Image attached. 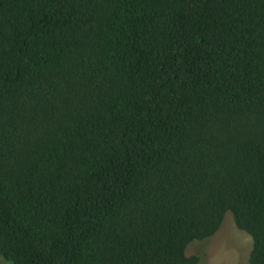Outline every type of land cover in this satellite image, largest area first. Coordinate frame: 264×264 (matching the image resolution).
Wrapping results in <instances>:
<instances>
[{
  "label": "trees",
  "instance_id": "trees-1",
  "mask_svg": "<svg viewBox=\"0 0 264 264\" xmlns=\"http://www.w3.org/2000/svg\"><path fill=\"white\" fill-rule=\"evenodd\" d=\"M229 216L264 264V0H0L5 264H200Z\"/></svg>",
  "mask_w": 264,
  "mask_h": 264
},
{
  "label": "rangeland",
  "instance_id": "rangeland-1",
  "mask_svg": "<svg viewBox=\"0 0 264 264\" xmlns=\"http://www.w3.org/2000/svg\"><path fill=\"white\" fill-rule=\"evenodd\" d=\"M252 246V238L241 231L229 216L214 237L191 244L188 255L198 256L200 264H250ZM0 264H5L1 257Z\"/></svg>",
  "mask_w": 264,
  "mask_h": 264
}]
</instances>
